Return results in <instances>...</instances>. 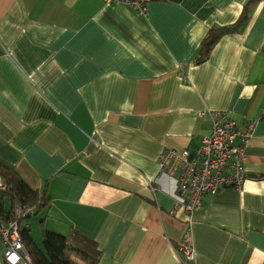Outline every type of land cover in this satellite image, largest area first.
<instances>
[{"label":"crops","instance_id":"1","mask_svg":"<svg viewBox=\"0 0 264 264\" xmlns=\"http://www.w3.org/2000/svg\"><path fill=\"white\" fill-rule=\"evenodd\" d=\"M246 1L0 0V160L45 189L23 222L36 245L45 228L83 264H180L190 228L194 264H264V0L196 62ZM211 110L256 119L244 181L173 215L158 155L198 147Z\"/></svg>","mask_w":264,"mask_h":264},{"label":"built area","instance_id":"2","mask_svg":"<svg viewBox=\"0 0 264 264\" xmlns=\"http://www.w3.org/2000/svg\"><path fill=\"white\" fill-rule=\"evenodd\" d=\"M106 4L123 3L138 11H146L150 0H103ZM200 114H204L203 111ZM211 123L200 145L193 149L165 148L158 155V175L175 181L174 203L170 213L179 209L191 216L202 197L223 187L239 188L244 181V151L256 119H246L239 126L229 111H208ZM1 188H4V184ZM152 191L154 188H151ZM37 211L36 205L18 203L14 216L4 219L0 205V243L4 246V264H30L31 259L22 239L23 222ZM181 264H194L195 250L190 228L174 246Z\"/></svg>","mask_w":264,"mask_h":264},{"label":"trees","instance_id":"3","mask_svg":"<svg viewBox=\"0 0 264 264\" xmlns=\"http://www.w3.org/2000/svg\"><path fill=\"white\" fill-rule=\"evenodd\" d=\"M256 1L247 0L242 7L240 15L233 23L212 26L207 30L200 42L196 62L206 60L221 37L240 30L249 18L251 5ZM0 177L4 184V188H0V205L4 219H10L14 216V210L18 203L34 204L37 211L42 210L48 204L45 189L41 192L31 189L12 166L1 160ZM26 231L27 229L22 231V239L26 252L31 259L30 264H83L81 260L71 255V248L66 236L43 228L41 246H38Z\"/></svg>","mask_w":264,"mask_h":264},{"label":"rangeland","instance_id":"4","mask_svg":"<svg viewBox=\"0 0 264 264\" xmlns=\"http://www.w3.org/2000/svg\"><path fill=\"white\" fill-rule=\"evenodd\" d=\"M37 215H40V214H37ZM36 216V215H35ZM40 217V216H39ZM38 231H40V229L39 228H36Z\"/></svg>","mask_w":264,"mask_h":264}]
</instances>
